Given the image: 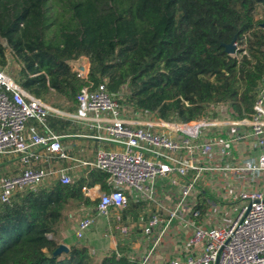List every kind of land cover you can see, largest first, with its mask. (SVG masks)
I'll list each match as a JSON object with an SVG mask.
<instances>
[{"label": "trees", "instance_id": "trees-1", "mask_svg": "<svg viewBox=\"0 0 264 264\" xmlns=\"http://www.w3.org/2000/svg\"><path fill=\"white\" fill-rule=\"evenodd\" d=\"M263 23L264 0H0V68L10 52L23 88L45 101L64 97L70 111L83 86L105 83L133 113L189 121L227 105L224 115L250 117L264 82ZM81 57L90 62L85 78L71 65ZM58 119L50 124L65 131L69 120L59 127ZM107 181L93 168L0 202V264H145L116 250L98 260L79 238L54 254L72 211L99 200L83 187L107 190ZM143 207L129 198L123 216Z\"/></svg>", "mask_w": 264, "mask_h": 264}, {"label": "built area", "instance_id": "built-area-1", "mask_svg": "<svg viewBox=\"0 0 264 264\" xmlns=\"http://www.w3.org/2000/svg\"><path fill=\"white\" fill-rule=\"evenodd\" d=\"M235 45L238 48L236 42ZM71 65L79 76H88L90 62L75 67L71 61ZM77 102L78 108L73 112L56 108L28 92L0 68V165L9 156H17L23 165L17 173L0 176V202H9L16 192L34 189L54 179L70 183L69 168L56 162L76 160L108 174V190L100 193L96 212L79 221L75 231L78 238L86 235L98 216H108L111 209L125 208L129 187L137 198L156 202L163 209L162 213L142 214L138 219L147 232L157 224L164 225L158 239L175 218L185 220L180 213L185 204L193 205L195 219L188 221L193 233L176 256L160 264H264V189L233 191L241 202L233 215L227 210L225 217L216 221L206 219L204 226L196 224L197 218L208 213V209L204 212L202 209L206 205L196 201L199 194L206 192L201 187L204 176L216 180L219 174L227 176L233 171V181L237 182L244 172H251L253 180L264 171V152L254 162L231 160L232 144L246 137L245 128L250 129L258 143H264V82L250 117L244 118L224 115L226 109L218 117L189 121L122 113L119 96L111 93L105 83L83 86ZM51 117L86 126L92 131L86 136L113 146L98 148L93 159H76L64 144L67 135L52 127ZM37 162L39 166H35ZM158 176L182 178L171 207L162 205L155 196L154 180ZM220 178L219 181L223 179ZM226 181L225 188L220 190L232 191L234 187ZM83 191L92 196L90 187L84 186ZM227 198L229 194L224 195ZM217 209L212 206V211ZM148 259L145 257L142 262L148 264Z\"/></svg>", "mask_w": 264, "mask_h": 264}, {"label": "crops", "instance_id": "crops-1", "mask_svg": "<svg viewBox=\"0 0 264 264\" xmlns=\"http://www.w3.org/2000/svg\"><path fill=\"white\" fill-rule=\"evenodd\" d=\"M66 111H70V110H66ZM72 123L75 125V127L78 128L77 130L82 128L83 132L79 133L73 130L72 128H74V126L72 125ZM66 128L70 129L69 132H62V131L59 132L67 135L64 138V144L67 146V150L69 154L76 159H88V160L93 159L98 148L93 149L94 150L93 152L89 151V154L87 155H84L85 153L78 154L79 153L78 151L80 150H82L80 152L84 151L83 148L79 150L78 147L80 145L79 143H81V140H86L88 144L90 137L86 136V134H90L92 133V131H90L88 127L83 126L81 124H76L71 120H69V124L66 126ZM244 132L246 133V137L232 144L233 156L231 160H233L235 163L236 162L242 163L243 161L254 162L257 156L261 152H264V143L263 144L258 143L257 139L251 135L249 128H245ZM67 139H71V141L67 142ZM100 144H103L108 148L113 146L108 143H100ZM56 163L58 166L68 167L70 170V174L72 175V178L73 176H75V174L78 171H80V173L81 172L83 173V172H87L90 169L79 164L78 161L76 160H69V159L57 160ZM38 164L39 163L37 162V165L35 166H39ZM2 165L12 166L11 167L12 172L10 174L17 173L23 169V165L17 156L6 157ZM234 174L235 172L231 171L227 173V176H220L222 174H219V176L217 177H222L223 179L227 177L226 180L228 181L230 180L233 183L234 188L232 192L235 191V193L240 188L264 189V171L257 173L254 176L253 180H252L251 172L249 171L244 172L240 175V177H242L241 180L237 182H235V180L233 181ZM181 181L182 178H179V176L178 177L158 176L157 178H155L154 180L155 196L162 205H165L167 207H171L174 205L173 201L174 198L177 196L178 191L181 188ZM201 185H202L201 186L202 190H205L206 192L203 191L201 194H199L196 197V201L206 205L205 210H207L208 206L212 204L211 199H214L209 193V187L211 185L218 186L219 184H217L216 180H211L210 178H208L207 184H205V182H202ZM90 188H91L92 196L89 197L92 199H96L95 198L96 196L98 198L100 193L108 190V189L104 190L100 184H96L94 186H91ZM220 191L222 193V190ZM126 193L128 196V200L129 198H131L132 200L135 201H141L144 204V207L141 210V212L138 214L137 218H125L122 213V210L124 208L121 210L111 209L108 216H98L95 222L91 225V227L87 231L86 235L79 239H81L83 243L87 244L93 253L104 251L107 254L111 250H116L118 254L120 252L126 253L129 256L138 258L142 261L145 257H149L151 256V254H153V256H151L152 259L149 261L148 264H160L162 261L176 256L179 253L184 243L178 239L173 244H170L171 242L170 239L164 238L163 236L165 235L163 234L161 236L162 238L160 237L161 239H159L160 241H158L159 242L158 244L162 243V247L158 250L157 247L153 248V246L151 245V247L148 246L150 248L147 251L146 250L147 248L144 250L142 249L141 245L142 242L146 240V238H149V235L147 237H143L142 233H140V236L136 237L135 241H133V239L128 238V236L133 235L135 226H138V228H142L143 224H140L138 221L139 217L142 214H152L156 212L162 213L163 209H161V207L158 206V203L156 202L148 203L147 200L137 198L136 194L129 187L126 188ZM171 199L172 201H170ZM95 207L96 205L83 208L85 212L83 213V216L79 220L76 221H70L69 219L66 220V228L62 233L61 243L66 244L69 248L70 243L78 240L75 231L79 221L87 214L90 213L94 214L96 212ZM169 227L170 226H168L165 231H167ZM175 233H177V230L175 231ZM134 234L138 235L139 232H137L135 229ZM153 249H155L154 252H152ZM144 252L146 253V255L143 256ZM153 259H159L161 261L159 260L156 261Z\"/></svg>", "mask_w": 264, "mask_h": 264}, {"label": "rangeland", "instance_id": "rangeland-1", "mask_svg": "<svg viewBox=\"0 0 264 264\" xmlns=\"http://www.w3.org/2000/svg\"><path fill=\"white\" fill-rule=\"evenodd\" d=\"M262 7L259 6L258 7V12H257V15H256V18H262L263 15H262ZM8 64L7 66H5L4 70L10 74L12 77L15 78L16 76V72H17V69H18V65L16 64V62L13 60V58L11 57L10 55V52H8ZM82 63V64H88L89 62V59L87 57H81L77 60H74L72 61L73 65H75L76 67V64L78 63ZM121 95H122V92H121ZM50 99L49 101H46L48 102L49 104L55 106V107H59L61 109H64V110H67V106L69 104V102L67 101V99H65L64 97H61L59 95H54V94H51L49 95ZM55 103H57L58 105H55ZM219 111H222L226 108L229 109V107H227V105H220L218 107H216ZM131 109V108H130ZM130 109H125V108H122V113H133L132 110ZM130 111V112H129ZM142 115H145L146 117H149V118H152V117H155V113H142ZM64 119H60L62 121H57V125L59 127H61L63 125V122H64ZM72 125L74 126V128H72L73 130L79 132V133H82L83 130L82 128H80L79 130H77L78 128L75 127V125L72 123ZM66 128V126H65ZM70 129L66 128L65 131H62V132H69ZM71 139H67V142H70ZM80 145L78 146L79 147V150L81 148H83V152H80L78 151L79 153L78 154H81V153H85L84 155H87L89 154V151L90 152H93L94 150L93 149H97V148H108L106 146H104L103 144H100L96 141H94L93 139L90 138L89 140V143L87 144L86 140H81V143H79ZM12 166H7V165H0V176H3V175H8L12 172ZM80 173V171H78L75 176H78ZM207 176H204L203 179H202V182H205V184H207ZM221 178L220 177H217L216 181L218 182ZM227 183V181L225 179H222L221 181H219V185H211L209 187V193L211 194V196L214 198V199H211V205L208 206V213L205 212L204 214H202L200 216V218H197L196 220V224L197 225H200V226H204L206 224V219H208L209 221L212 220V221H216L218 220L219 218H222V217H225V212L228 210L230 214H234L235 211H237V209L239 208V205L241 204V202L239 201L238 202V199H236V194L235 193H232L231 190H229L228 188L227 189H224L222 190V193L220 191V189H223L225 188L224 185ZM229 184L231 186H233V183L229 180ZM220 188V189H219ZM232 193V195H230ZM229 194V198L227 199H224V195H227ZM97 198V196L95 197ZM168 198V197H167ZM172 201V199L170 200ZM212 206H217V210L215 211H212ZM203 212L205 211L206 207L203 208ZM193 205L192 204H185L184 205V209H181V214L185 216V220H180L179 218H175L173 220V223L170 225V227L168 228L167 231H165L166 233L164 234L165 236H163L164 238H169L170 239V244H173L177 239L184 242L187 240V238L193 233V226L190 225L188 223V221L190 220H193L195 219L193 217ZM85 211L82 210L80 212H77V211H72L71 213V216L68 217V219L70 221H76V220H79L82 216H83V213ZM202 212V213H203ZM210 215V217H209ZM208 217V218H207ZM178 224V225H177ZM164 225L162 224H157V226H155V228H151L150 232H147L146 231V228H145V225L142 226V228H138V226H135V229L137 232H139L138 235H135L134 232H135V229L133 231V235L132 236H128V238L130 239H133V241L136 240V237L140 236V233H142V236L143 237H147L149 235V238H146V240H144V242H142V249H146L148 251V249L151 247V245L153 246V248H158V250L162 247V243L161 244H158L160 241L158 238H159V233L162 229ZM161 228V229H160ZM159 230V231H158ZM177 230V233H175V231ZM175 233V234H174ZM162 238V237H161ZM160 238V239H161ZM165 240V239H163ZM169 245V244H168ZM150 246V247H148ZM155 249L152 250V252H154ZM106 255V253L103 251V252H96L95 253V256L98 260H101L104 256ZM146 255V253L144 252L143 256ZM151 256H153V254H151ZM151 256H149L148 258V261H150L152 258ZM155 258V257H154ZM153 260H159V259H153ZM161 261V260H159Z\"/></svg>", "mask_w": 264, "mask_h": 264}, {"label": "water", "instance_id": "water-1", "mask_svg": "<svg viewBox=\"0 0 264 264\" xmlns=\"http://www.w3.org/2000/svg\"><path fill=\"white\" fill-rule=\"evenodd\" d=\"M264 24V23H263ZM225 50L231 54H234L236 52V45H235V41L233 40L232 42L228 43L225 45ZM80 68H82V65H80ZM68 246L64 243H60V245L56 248V250L54 251V254H58L61 251H66L68 250Z\"/></svg>", "mask_w": 264, "mask_h": 264}]
</instances>
